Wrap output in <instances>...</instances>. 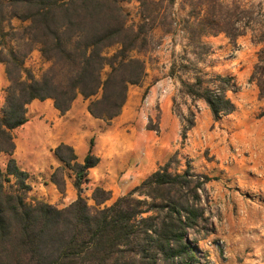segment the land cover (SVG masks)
Returning <instances> with one entry per match:
<instances>
[{
  "label": "trees",
  "instance_id": "trees-1",
  "mask_svg": "<svg viewBox=\"0 0 264 264\" xmlns=\"http://www.w3.org/2000/svg\"><path fill=\"white\" fill-rule=\"evenodd\" d=\"M123 1L0 0V63L8 81L0 108V155L6 156L0 164V264H207L190 237L205 221L199 189L206 180L196 178L189 167L178 170L177 151L106 204L111 190L90 186L89 171L100 161L94 138L82 161L71 145L60 142L53 149L60 164L50 180L63 194V171L69 169L77 193L64 207L30 199L29 172L13 155L12 130L27 121V106L34 99L50 98L64 114L81 95L89 114L106 124L121 113L129 86L141 84L146 76L143 55L150 31L168 17L160 0H138L139 20L129 22ZM189 3L198 13L181 18L180 31L194 48L188 51L184 45L168 75L177 78L182 96L203 101L218 121L236 110L229 94L239 85L231 73H210L200 65L210 49L203 38L224 33L234 42L246 30L221 4ZM257 42L261 46L249 80L264 98V38ZM33 50L48 63L39 77L25 65ZM172 102L176 104L175 96ZM195 114L188 107L182 115V138L193 127ZM257 116L264 117V107ZM147 128L158 131L157 126ZM88 189L93 204L83 195Z\"/></svg>",
  "mask_w": 264,
  "mask_h": 264
},
{
  "label": "rangeland",
  "instance_id": "rangeland-1",
  "mask_svg": "<svg viewBox=\"0 0 264 264\" xmlns=\"http://www.w3.org/2000/svg\"><path fill=\"white\" fill-rule=\"evenodd\" d=\"M160 1L162 10L165 9L168 17L163 26H157L150 31L149 49L143 55L146 76L141 84L129 86L126 99V103H131V107L147 121V125L157 126L158 131L161 109L158 101L149 106L148 88L160 77L168 74L172 61L179 57L184 45L188 44L180 31L181 18L198 13L197 7L193 8L189 3L190 0ZM210 1L221 4L223 12L235 19L246 31L234 42L224 33L204 37L210 49L200 65L210 73L230 72L234 73V77L239 74L240 80L243 79L239 87L241 88L247 82H254L249 77L261 46L257 40L264 38V0ZM123 6L128 12V21L138 22L139 1L124 0ZM13 23L19 24V20L14 19ZM193 48V45H187L188 51ZM189 57L193 59L194 55L190 54ZM25 65L39 77L48 63L44 62L37 50H33L26 58ZM7 85L4 64L0 63V108L4 103ZM179 85L178 81L172 95V98L176 97V104L171 103V114L180 121L176 139L179 146V164L176 167L180 171L189 167L195 172L196 178L200 181L206 180L199 189V203L204 209L205 221H201L194 231H190V237L197 242L200 257L207 264H264V159L253 156L250 158L248 153L241 151L236 143L241 137L236 134L235 129L225 119L214 121L210 111H205L200 104L201 100L191 102L182 96ZM78 98L81 99L79 95ZM48 102L43 100L41 103L28 104L27 121L12 130V133L18 144V158H23L24 163H27V156L29 161L41 163V167L33 164L29 169L30 199L41 198L58 207H64L76 198L77 193L72 183L73 173L69 169L63 171V194L51 182L50 174L60 164L53 149L61 141L62 135L73 136L81 133L80 126L77 128V125L86 127L87 122L81 117L80 120L70 122L69 126L59 127L58 119L50 115L54 106L51 101ZM82 102V106H87L85 99ZM188 107L196 110L194 125L188 130L186 137L182 138V115L187 113ZM197 115L199 122L205 126L195 131ZM99 122L102 125L105 123ZM91 137L94 138L87 136V144ZM105 147L102 143L98 150L94 146L93 151L99 156V153L106 152ZM85 153L86 148H78L79 161H82ZM124 158L127 160L130 156L126 155ZM5 160L6 156L1 154L0 164L4 165ZM23 161L20 163L23 164ZM121 162L107 157L89 171L91 187L100 185L111 190V198L106 204L132 188L128 187V181L132 178L124 179ZM130 169H134V166H130ZM90 194V189L83 191L87 202L93 204Z\"/></svg>",
  "mask_w": 264,
  "mask_h": 264
},
{
  "label": "crops",
  "instance_id": "crops-1",
  "mask_svg": "<svg viewBox=\"0 0 264 264\" xmlns=\"http://www.w3.org/2000/svg\"><path fill=\"white\" fill-rule=\"evenodd\" d=\"M235 77L240 87L243 79L240 80L239 74L235 75ZM169 82L171 83L169 84ZM177 85L178 81L166 74L148 88L149 106L158 101L161 109L159 131L148 129L147 121L143 120V117L139 116L131 107V103L128 104V102H125L121 113L112 118L109 124L104 123L102 125L99 122H104L102 119L94 118L87 111L86 105L83 104L82 106L83 98L81 95H79L81 99L77 96L70 109L64 114H60L53 107L50 115L58 119L57 123L59 127L69 126L70 122L80 120L83 117L87 125L86 127H81L82 125L80 124L77 125V128L80 126L79 130L81 133L73 136L64 134L60 142L71 145L79 159L78 148L84 147L87 152L88 144L86 138L87 136H94L96 150H98L100 144L106 145V152L103 154L99 153L100 161L98 165L107 157H112L117 161L121 160L124 179L128 180L131 177L132 180L129 179L128 187H133L154 171L158 165L166 162L179 147L176 139L180 130V121L171 114V98ZM229 95L236 104V110L223 116L219 121L225 119L227 124L232 126L236 134L241 137L236 142L237 147L241 151L248 153L250 158L253 156L254 158L264 159V117L257 116V112L264 107V98H259L257 85L254 82H247L237 92L230 93ZM46 100L49 101L48 103L51 101L53 105L52 99L48 98ZM199 102L204 107V110L209 113L207 105L203 101ZM31 103L36 104L41 103V101L34 99ZM204 126V124L199 122L197 115L195 119V131ZM15 145L13 155L23 169L29 172L33 164L41 167L40 162L29 161V157L27 156L25 157L28 161L27 163H24L23 158L19 159L17 156L18 144L15 142ZM126 155L130 156V159L125 160L124 156ZM21 160L23 164L20 163ZM130 166H134V169H130ZM94 168L96 166L91 168V170Z\"/></svg>",
  "mask_w": 264,
  "mask_h": 264
}]
</instances>
